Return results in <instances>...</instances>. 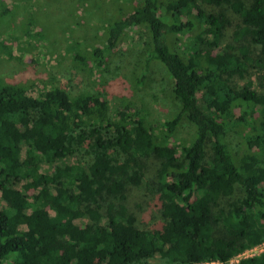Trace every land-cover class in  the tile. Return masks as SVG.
Segmentation results:
<instances>
[{"label":"trees","instance_id":"trees-1","mask_svg":"<svg viewBox=\"0 0 264 264\" xmlns=\"http://www.w3.org/2000/svg\"><path fill=\"white\" fill-rule=\"evenodd\" d=\"M128 2L78 63L100 74L143 29L134 84L158 58L176 102L165 130L98 89L0 79V264H264L225 263L264 239V0ZM29 4L0 0L1 27L15 31ZM183 122L190 139L170 142Z\"/></svg>","mask_w":264,"mask_h":264},{"label":"rangeland","instance_id":"rangeland-1","mask_svg":"<svg viewBox=\"0 0 264 264\" xmlns=\"http://www.w3.org/2000/svg\"><path fill=\"white\" fill-rule=\"evenodd\" d=\"M31 1L30 9L26 12L22 10L23 7L16 8L18 16L15 23L18 26L15 31L3 29L1 22L4 19L0 17V79L27 84L52 75L54 80L73 92L98 89L112 106L126 100L143 104L146 119L160 126V132L165 130L161 124L174 110L176 102L169 92L170 78L160 60H152L144 87L134 84L135 63L146 55L148 49L143 29L130 30L122 36L116 49L108 56L106 69L100 74L91 76L78 63L76 52L87 53V44L96 39L97 26L104 23L106 18L113 17L118 8L125 11L129 0ZM208 9L215 10L212 6ZM30 15L35 17V21L25 28L22 21ZM24 28L32 40L21 37ZM191 133L192 126L183 122L170 136V142H187ZM233 141L237 144L234 138ZM149 163L153 167V160ZM148 173H151V169ZM146 264L160 263L153 257Z\"/></svg>","mask_w":264,"mask_h":264},{"label":"built area","instance_id":"built-area-1","mask_svg":"<svg viewBox=\"0 0 264 264\" xmlns=\"http://www.w3.org/2000/svg\"><path fill=\"white\" fill-rule=\"evenodd\" d=\"M261 253H264V239L261 240L260 242L256 243V244H253V245L243 249L242 251L238 252L237 254H235L234 256L229 258V260L226 261L225 263L237 262L240 259L254 257V256H257ZM214 263H221V262H219V261H206V262H198L196 264H214Z\"/></svg>","mask_w":264,"mask_h":264}]
</instances>
